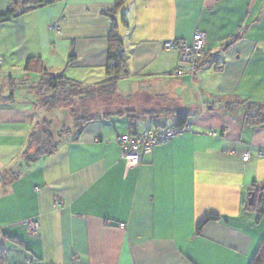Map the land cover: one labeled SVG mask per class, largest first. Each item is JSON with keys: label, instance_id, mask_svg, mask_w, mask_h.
<instances>
[{"label": "crops", "instance_id": "obj_1", "mask_svg": "<svg viewBox=\"0 0 264 264\" xmlns=\"http://www.w3.org/2000/svg\"><path fill=\"white\" fill-rule=\"evenodd\" d=\"M14 1L0 0V14ZM115 3L60 0L0 26V174L20 173L0 182L7 264H251L264 242V125L247 124L241 103L264 104V0H127L117 15L126 68L116 89L140 105L89 122L76 140L60 138L72 113L42 107L43 76L26 70L27 59L86 87L104 82L105 13ZM196 32L222 67L179 74L180 53L165 44ZM178 113L191 131L139 165L122 160L118 136L177 126ZM45 121L60 145L28 165L30 137ZM210 215L221 220L197 233ZM30 220L40 223L36 235Z\"/></svg>", "mask_w": 264, "mask_h": 264}, {"label": "trees", "instance_id": "obj_2", "mask_svg": "<svg viewBox=\"0 0 264 264\" xmlns=\"http://www.w3.org/2000/svg\"><path fill=\"white\" fill-rule=\"evenodd\" d=\"M60 0H16L11 6L4 12L0 14V26L11 20H14L18 17L23 16L26 13L37 10L39 8L51 5ZM127 0H116L115 6L110 12H106L105 15H108L111 19V29L108 36V56L106 64V74L107 80L95 85L93 87H86L80 83H76L66 79L63 75L55 76L48 72V69L43 64L40 58H28L26 62V70L29 72H34L41 74L43 76V85L42 89H38L40 96L42 97L41 105L44 109L55 111L60 109L61 102L57 99L55 95L58 91L63 90L67 99L64 100L65 104H70L74 102L76 98L80 99V102H86L88 100H98L101 103H113L116 99H121L118 95L116 86L119 77L123 74L126 68V57L124 55L123 43L119 36V26L117 23V15L125 5ZM122 23L127 25L125 20L124 13H122ZM76 57L74 52H71L69 55V65L73 64ZM205 59L207 61H215L217 55L208 56L206 53ZM218 61V60H216ZM3 65V63H2ZM0 66V71L1 67ZM219 65L218 62L214 63V66L217 68ZM0 72V74H1ZM54 94V95H53ZM45 97H49L45 101ZM245 112V121L251 126H260L264 125V104H258L254 102H242ZM110 105V104H109ZM100 108V107H99ZM237 104L228 105L227 109H235ZM91 109H75L72 107L71 113L74 118L73 129H65L64 133L60 134L61 137L71 138L76 140L77 137L81 134L85 126L92 121L99 119H107L111 116L117 115L122 116L124 113H110L102 115L99 113H93L90 115ZM100 110V109H99ZM126 114H132V112H127ZM178 125L174 127H181L185 124H188V116L177 114ZM157 127V126H153ZM133 135L139 133H130ZM60 145V141L57 140L52 131V124L50 122H43L37 125L36 129L30 137V143L28 150L24 153V161L26 164L30 165L38 162L40 159L45 156L54 154ZM35 147L34 153L29 154V150ZM8 176V177H7ZM20 176L19 172L8 171L6 173L0 174V182H11L16 180ZM257 208V203H254L252 209ZM262 213H264V206L261 208ZM221 218L218 216L210 215L206 216L197 226V233H200L203 227L209 222L220 221ZM12 242L17 245L21 243L16 238H11ZM0 264H7V255L4 248L0 246ZM251 264H264V242L260 250L259 256L255 258Z\"/></svg>", "mask_w": 264, "mask_h": 264}, {"label": "built area", "instance_id": "obj_3", "mask_svg": "<svg viewBox=\"0 0 264 264\" xmlns=\"http://www.w3.org/2000/svg\"><path fill=\"white\" fill-rule=\"evenodd\" d=\"M51 30L60 34V29L56 25L51 26ZM206 36L202 32H196L192 41H177L168 42L165 44L167 50H176L180 53V67L178 69L179 74H188L194 77L198 72L214 66L215 62H218V69L222 67V63L219 61V55H217L218 61H207L206 57ZM3 63L2 57H0V66ZM1 72V71H0ZM190 124H185L181 127H168L157 126L151 127L139 134H124L117 137V143L120 147L122 160L126 163L135 165L141 164L146 157L151 155L153 149L165 142L172 140L174 137L191 131ZM264 157V155L262 154ZM250 158L249 153L244 156V161H248ZM57 204H61L59 199L56 200ZM28 231L31 235H36L40 231V223L36 220H30L28 222ZM121 228L124 225H120ZM30 262V260H28Z\"/></svg>", "mask_w": 264, "mask_h": 264}, {"label": "rangeland", "instance_id": "obj_4", "mask_svg": "<svg viewBox=\"0 0 264 264\" xmlns=\"http://www.w3.org/2000/svg\"><path fill=\"white\" fill-rule=\"evenodd\" d=\"M67 74V73H66ZM62 74L59 75H55V76H61ZM66 79L71 80L70 77L63 75ZM107 80V79H106ZM105 80V81H106ZM73 81V80H71ZM76 82V81H75ZM67 91H65L66 93ZM65 93L63 90L58 91L55 95H57V99L60 100V102L62 103L60 108H66L71 112L72 107H74L75 109H83V111L85 109H91L90 110V115H93V113H99V114H106L107 112L110 113H127V112H131L132 110L135 111V109H138V106L140 105L138 102L136 101H128V100H123V99H116L112 104L111 103H107V102H100L98 100L92 99V100H88L86 102H80L79 98H76L74 102H70V104H65L64 100L67 99V95L65 96ZM54 95V94H53ZM49 97H45V101L48 99ZM110 104V105H109ZM100 107V108H99ZM100 109V110H99ZM66 118V117H65ZM58 116L55 115L54 117V126L55 128L57 127V123H58ZM67 125V123H65ZM71 126V125H70ZM34 149L35 147L31 148L29 150V154H33L34 153Z\"/></svg>", "mask_w": 264, "mask_h": 264}, {"label": "water", "instance_id": "obj_5", "mask_svg": "<svg viewBox=\"0 0 264 264\" xmlns=\"http://www.w3.org/2000/svg\"><path fill=\"white\" fill-rule=\"evenodd\" d=\"M255 197H256L255 193H251L250 198H249V202H248L249 205H253V203L255 201Z\"/></svg>", "mask_w": 264, "mask_h": 264}]
</instances>
